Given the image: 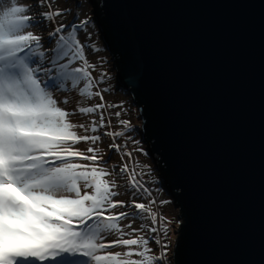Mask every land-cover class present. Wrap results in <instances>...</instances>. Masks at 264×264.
Returning <instances> with one entry per match:
<instances>
[{
	"label": "water",
	"instance_id": "1",
	"mask_svg": "<svg viewBox=\"0 0 264 264\" xmlns=\"http://www.w3.org/2000/svg\"><path fill=\"white\" fill-rule=\"evenodd\" d=\"M177 211L171 264H264V0H87Z\"/></svg>",
	"mask_w": 264,
	"mask_h": 264
},
{
	"label": "snow or ice",
	"instance_id": "2",
	"mask_svg": "<svg viewBox=\"0 0 264 264\" xmlns=\"http://www.w3.org/2000/svg\"><path fill=\"white\" fill-rule=\"evenodd\" d=\"M54 3L0 0V264H171L172 220L159 212L170 201L144 179L152 169L133 155L144 148L129 149L140 141L123 102L105 101V58L85 51L103 50L95 22ZM65 13L73 22L57 24Z\"/></svg>",
	"mask_w": 264,
	"mask_h": 264
},
{
	"label": "rangeland",
	"instance_id": "3",
	"mask_svg": "<svg viewBox=\"0 0 264 264\" xmlns=\"http://www.w3.org/2000/svg\"><path fill=\"white\" fill-rule=\"evenodd\" d=\"M22 3L24 4H31V5H35V0H21ZM79 6V7H78ZM53 9L56 8H60V9H71L72 12H76L79 11L80 13V19L84 18V15L87 14L89 17H91L92 19V7L91 5L88 3L87 0H55V3L52 5ZM48 7L44 6L43 8L40 7H36L35 11L39 12V11H48ZM73 15L70 13H65L62 16H58L55 18L56 23H63V24H71L73 22ZM93 20V19H92ZM47 31L48 29L45 28L44 29V36L45 38H47ZM95 33L96 35H94L93 39L96 40L98 46H100L103 50L100 53H91L88 49H86V54L88 55V59L90 62H97V58L98 57H104L105 58V63L103 64V68L102 70L107 71L109 73V78L106 79L105 84L101 85V87H108L111 90L109 92L104 93V97H105V101L108 103H112V104H120L121 102H123V107H124V111L122 112V115L120 117V119H129L131 120L132 124L136 126L137 130L134 133H130V135H133L135 140H139V131H140V118L138 116L137 110L135 109V107L132 105L131 100H130V96L128 94H126L124 91L122 90H116L115 89V71L112 69V64L110 61V57L109 54L107 53V51L104 49L101 39H100V34L98 31L97 26L95 25ZM93 75H98V72L93 73ZM87 104H93V103H100V100L98 97H96L94 100H89L86 102ZM108 112H116V111H121L120 108H112V109H108ZM84 119H88L87 117H85ZM112 127L113 130H115L117 128V123H116V119L115 117L112 118ZM79 131V130H78ZM103 139V143L100 144V147L102 149H104V151L106 153H108V155L111 156V164H118L121 163L120 161V156L117 155L115 153V150H110L107 148V145L110 144L112 141L110 138H102ZM118 143L120 142L119 140L117 141ZM87 145H85L84 143H81L80 145H77V147L84 149L86 148ZM137 147H143L144 145L140 142L139 145H135V144H131L129 143V149H133V148H137ZM108 155L105 156V159H108ZM134 157L135 159H137L140 164L143 165H149L152 169V173H151V177L146 176L144 179L145 180H150L151 178H155V180L157 181L156 183H149L148 186L151 188H160V183H159V179L157 176L156 171L153 169V165L151 163V161L148 159V157L140 152H134ZM125 160H127V157H125ZM154 195L157 196L158 200H168L170 201V203L165 204L163 206H159V212L166 216L169 220H172V231L169 233L168 236V240L171 241V245H170V251H169V256H171V252H172V246H173V241L175 238V230L178 226V220H177V211L176 209L173 208L172 206V202L169 199L168 196H166L162 189L160 192L158 193H154ZM116 199H124L126 202L129 200V196L124 195V196H120L117 197ZM119 210H127V209H118ZM123 223H128V221H124ZM138 223V222H137ZM137 223L133 224V227L137 226ZM109 240L114 239V237H108ZM151 247L153 248V250L155 251L157 246L153 243L151 244ZM116 251H123V249H115Z\"/></svg>",
	"mask_w": 264,
	"mask_h": 264
}]
</instances>
